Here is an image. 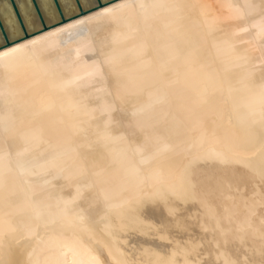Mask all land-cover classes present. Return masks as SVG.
Returning <instances> with one entry per match:
<instances>
[{"label":"bare ground","instance_id":"1","mask_svg":"<svg viewBox=\"0 0 264 264\" xmlns=\"http://www.w3.org/2000/svg\"><path fill=\"white\" fill-rule=\"evenodd\" d=\"M36 1L15 42L0 0V264H264V0Z\"/></svg>","mask_w":264,"mask_h":264},{"label":"water","instance_id":"2","mask_svg":"<svg viewBox=\"0 0 264 264\" xmlns=\"http://www.w3.org/2000/svg\"><path fill=\"white\" fill-rule=\"evenodd\" d=\"M8 1H9V3H10V7H11V9H12V11H13L15 17H16V20H17V22H18V25H19V27H20V29H21V31H22V34H23V36H22L20 39L16 40L15 42H18V41H20V40L27 39V38H28L29 36H31V35L28 34L27 31H26V29H25V26H24V24H23L22 17H21V15H20V12H19V10H18V7H17V5H16V3H15V0H8ZM74 1H75L76 5H77V7H78V9H79V14H78V15H83V14H85V13H87V12H92V11H94V10L97 11V10H99L100 8L106 6L107 4H110L111 2H115V1H117V0H114V1H111V2H106V3H104L103 0H97V4H96V6L92 7L90 10H87V11H84V10L82 9L79 0H74ZM119 1H122V0H119ZM30 2H31V4H32V6H33V8H34V10H35V13H36V15H37V17H38V19H39V21H40V24H41V29H40L38 32H41V31H45V30H47L49 27L46 25V23H45V21H44L43 15H42V13H41V11H40V8H39V6H38V4H37V1H36V0H30ZM52 2H53L54 6H55V8H56V10H57V13L59 14V17H60V21H59V23H63V22H65L66 19H65V17L63 16V13H62V10H61V8H60V5H59L58 0H52ZM0 34H1L2 38H3V45H1L0 48L8 47V46H10L12 43H14V42H11V41L9 40V38H8V36H7V33H6V31H5V28H4L3 24H2L1 19H0Z\"/></svg>","mask_w":264,"mask_h":264}]
</instances>
